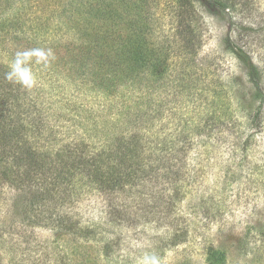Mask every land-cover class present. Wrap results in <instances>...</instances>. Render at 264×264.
Instances as JSON below:
<instances>
[{
  "label": "trees",
  "instance_id": "trees-1",
  "mask_svg": "<svg viewBox=\"0 0 264 264\" xmlns=\"http://www.w3.org/2000/svg\"><path fill=\"white\" fill-rule=\"evenodd\" d=\"M45 1L47 4H39L42 8L37 9L26 8V0L16 4V0H0V44L13 38L33 43L32 48H50L54 53L47 68L33 65L37 85L30 91L7 81L8 63L0 61V183L24 195L20 223L26 239L32 227L43 224L80 234L66 208L70 200L84 192L85 186L110 200L119 191H134L140 186L138 194L133 195L142 202L147 200V192L142 190L144 180L156 172L152 179L161 176L179 190L176 182L180 174L175 161L180 159L174 156L185 148L177 144L185 142L183 138L190 142L202 131L197 127L199 123L191 129L183 126L172 140L164 138V153L157 155L153 151L143 157L144 140L159 137L154 125L163 117L162 102L154 99L150 84L158 86L171 62L175 67L180 65L182 90L203 74L195 71L205 28L197 2H203L215 14L228 15L243 38L250 37L253 30L236 20L238 14L250 12L251 0ZM12 8L15 11L10 15ZM226 42L247 66L248 78L257 88L260 105L252 118L255 121L264 104L257 67L243 44L230 36ZM14 44L13 49L8 48L11 56L17 50L28 49L19 47L18 41ZM69 85L86 95L100 92L116 98L123 107L122 119L100 126L90 108L83 107L82 112L74 107L78 122L74 135L69 140L57 138L50 110L57 111L52 106L53 98L61 94L60 90L66 94ZM217 97L218 93H214L212 102ZM198 99L202 102L204 98ZM79 123H91L92 128L80 130ZM170 151H176L173 158L168 155ZM108 208L112 219L116 214L129 215L127 205ZM95 232L93 227L83 231L85 237ZM3 235L1 231L0 250ZM108 247L107 242L103 248L107 256L111 253Z\"/></svg>",
  "mask_w": 264,
  "mask_h": 264
},
{
  "label": "rangeland",
  "instance_id": "rangeland-1",
  "mask_svg": "<svg viewBox=\"0 0 264 264\" xmlns=\"http://www.w3.org/2000/svg\"><path fill=\"white\" fill-rule=\"evenodd\" d=\"M42 1L31 0L37 2L34 5L26 0V8L40 9L39 4H47ZM251 1L250 12L236 16L242 26L253 27L251 36L244 38L228 15L215 14L197 2L205 28L195 71L203 74L182 90L180 65L177 63V69L171 62L158 86L150 84L154 99L162 102L163 117L154 125L159 137L144 140L143 157L153 151L164 153V138L172 140L183 126L191 129L199 123L202 131L190 142L186 138V143L178 142L185 149L168 154L172 157L176 152L174 157L180 159L175 163L180 174L176 184L181 190L161 176L152 179L156 172L144 180L147 200L142 202L133 195L140 186L119 191L112 200L85 186L66 208L80 234L43 224L28 229L26 239L20 223L24 195L0 183V232L4 234L0 264H137L145 253L159 255L164 264H264V104L260 116L252 120L260 105L258 91L248 78L247 66L226 42L230 36L244 45L264 92V0ZM14 11L12 8L9 14ZM17 41L21 48H32L33 43L9 38L0 44V61L9 63L8 48L13 49ZM67 89L66 94L59 89L61 94L52 103L57 111L50 110L57 138L69 140L74 135L78 123L74 107L82 112L90 108L100 126L122 119L123 107L116 98L100 92L86 95L74 85ZM214 93H218L216 102H212ZM199 96L204 98L202 102L196 100ZM79 126L80 130L92 128L91 123ZM119 205H127L129 215L116 214L112 219L108 207ZM86 227L96 228L95 234L85 237ZM107 242L108 256L103 252Z\"/></svg>",
  "mask_w": 264,
  "mask_h": 264
},
{
  "label": "clouds",
  "instance_id": "clouds-1",
  "mask_svg": "<svg viewBox=\"0 0 264 264\" xmlns=\"http://www.w3.org/2000/svg\"><path fill=\"white\" fill-rule=\"evenodd\" d=\"M51 59H54V53L50 48L36 47L17 50L8 63L9 70L5 73V79L30 91L37 85L33 65H42L44 68H47ZM137 264H164V262L155 253H145L137 260Z\"/></svg>",
  "mask_w": 264,
  "mask_h": 264
}]
</instances>
